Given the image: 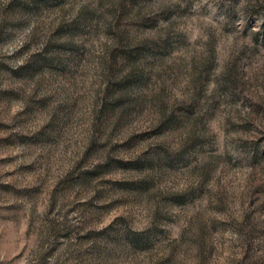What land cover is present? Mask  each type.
<instances>
[{
  "label": "rangeland",
  "instance_id": "374dc122",
  "mask_svg": "<svg viewBox=\"0 0 264 264\" xmlns=\"http://www.w3.org/2000/svg\"><path fill=\"white\" fill-rule=\"evenodd\" d=\"M0 264H264V0H0Z\"/></svg>",
  "mask_w": 264,
  "mask_h": 264
}]
</instances>
